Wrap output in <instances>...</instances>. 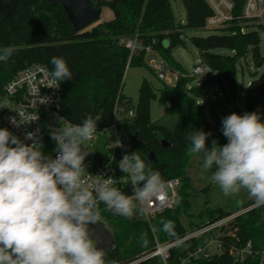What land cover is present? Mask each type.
I'll return each mask as SVG.
<instances>
[{"label":"trees","instance_id":"1","mask_svg":"<svg viewBox=\"0 0 264 264\" xmlns=\"http://www.w3.org/2000/svg\"><path fill=\"white\" fill-rule=\"evenodd\" d=\"M96 7H108L114 14L109 21H98L77 32L60 4L47 0H18L16 12L0 24V49L11 47L10 59L0 62V98L6 84L22 69L41 63L50 70L53 57L67 62L72 79L62 81L63 101L61 113L71 122L80 123L86 116L99 115L100 127L113 122L117 107L122 117L119 134L126 151H139L142 158L158 170L164 181L179 178V200L173 208L157 214L154 229L162 238L181 236L185 231L183 219H191L188 175L190 161L195 154L187 155V135L194 129L211 132L207 145L216 139L220 145L227 143L221 132L222 116L218 105L204 99L206 84H195L191 74L173 56V49L185 45V29L206 28L211 10L204 0H181L186 11V23H177L171 0H92ZM245 32L239 25L220 28L205 37L192 36L191 43L198 50L202 64L216 73L215 83L223 94L239 91L238 74L242 72L241 61L250 58L251 68H261L264 56L261 50L263 25L245 23ZM137 37L142 47L136 53L122 42ZM168 47H165V42ZM157 52L171 72L177 73L173 85L163 82L157 94L151 84L144 80L139 89L138 103L123 94L124 79L128 68L146 66V48ZM227 49L229 54L216 53ZM151 71L156 72L151 68ZM207 93V91H206ZM244 94V113L254 112L264 98V72L249 81ZM158 99L165 112L177 113L178 121L173 130L154 124L151 120V103ZM229 100V96L226 98ZM133 111L132 117L128 116ZM165 143V144H164ZM153 158L150 159V153ZM206 191L208 188L205 189ZM132 192V191H131ZM250 200L234 210L206 209L202 215L223 216L253 205ZM102 221L112 231L114 246L106 256V262L123 264L152 246L151 229L139 215L124 218L103 210ZM170 221V231L163 222ZM241 242L251 241L255 250L264 249V207L253 208L239 216L233 224ZM172 264L177 263L172 260ZM250 258L244 264H254ZM140 264H158L148 260ZM202 264H239L227 255L215 256Z\"/></svg>","mask_w":264,"mask_h":264},{"label":"clouds","instance_id":"2","mask_svg":"<svg viewBox=\"0 0 264 264\" xmlns=\"http://www.w3.org/2000/svg\"><path fill=\"white\" fill-rule=\"evenodd\" d=\"M12 54L11 47L0 49V62L6 63ZM50 63L53 88L73 78L64 58L53 57ZM47 102L46 97L39 98V103ZM2 108L12 109L6 100L0 101ZM16 112L19 120L9 118L15 127L38 119ZM100 120L99 115H88L73 123L60 117L58 126L49 133L56 145L54 157L45 154L36 133L28 132L22 140L0 128V264H116L106 262V250L94 234V226L103 219L100 205L130 219L146 213L147 205L159 198L166 182L139 151L126 152L117 164L132 186L131 195L115 187L111 176L91 174L85 161L95 152L91 142ZM105 131L111 138L113 133ZM221 132L227 143L220 145L213 139L209 147L207 140L212 133L194 129L186 137L187 155H202V171L211 172L210 181L224 196L243 190L254 207H264L261 114L227 115L222 118ZM111 148L126 150L118 137L111 139ZM163 227L170 231L173 225L168 221Z\"/></svg>","mask_w":264,"mask_h":264},{"label":"built area","instance_id":"3","mask_svg":"<svg viewBox=\"0 0 264 264\" xmlns=\"http://www.w3.org/2000/svg\"><path fill=\"white\" fill-rule=\"evenodd\" d=\"M204 1L212 12L206 19V28L239 25L241 31L245 32V23H258L264 13V0ZM122 42L131 53H136L141 48L137 37L125 38ZM146 52L154 51L147 47ZM151 68L163 80L166 78L167 72L170 71L162 58L159 63H155ZM211 71L210 67L204 65L196 67L194 72L190 74L191 76H198ZM55 86L51 78V70L44 64L34 63L20 70L6 84L4 93L0 98V101L6 100L12 108L0 109V128H7L22 140L28 132L36 133L43 143L45 154H51L53 157L55 156L56 145L49 133L52 128L58 126L60 117L66 118L61 113L63 101L61 84L58 88H53ZM43 97L48 99L45 104L39 103V98ZM16 111L20 112L23 117L34 119L38 116V119L30 124L15 127L9 118L16 117L19 120L20 117ZM133 115V111L128 114L130 117ZM121 120L122 117L116 107L110 126L100 127L97 125L98 132L91 142L95 152L86 158L85 163L88 164V170L91 174L111 176L115 187L125 194L131 195L132 186L117 166L118 161L127 151L125 148H111V139L115 140L118 137L121 140L118 127ZM106 129L113 133L111 138L109 133L105 131ZM25 142L31 143V141ZM109 158L112 159L110 168L108 167ZM165 182L166 187L162 194L157 200L147 205L146 213L137 214L146 221L147 226L151 229L152 246L123 264H140L148 260H156L158 264H172V260L177 261L175 264H202L204 261L224 254L234 263L244 264L250 258H254V264H264V249L255 250L251 241L242 243L236 234V229L233 228L237 218L255 208L254 204L223 216L207 215L205 220L197 223L190 221L187 226L182 223L186 231L181 236L177 238L169 236L162 239L154 229V218L157 214L176 205L181 187L179 178H172ZM100 208L103 211L105 206L101 204Z\"/></svg>","mask_w":264,"mask_h":264},{"label":"rangeland","instance_id":"4","mask_svg":"<svg viewBox=\"0 0 264 264\" xmlns=\"http://www.w3.org/2000/svg\"><path fill=\"white\" fill-rule=\"evenodd\" d=\"M172 8L174 11L175 20L177 23H186V11L184 4L181 0H171ZM114 14L108 8L102 9V15L100 21H109L113 19ZM260 24L263 25L261 29L262 44L261 50L264 56V13L259 19ZM217 30L209 28L201 29H185L183 39L185 45L178 46L173 49V56L185 67V69L192 73L198 66H204L200 60L198 50L191 43L190 38L192 36L205 37L210 34L217 33ZM139 45L142 47L141 40H138ZM165 47H168V42H165ZM216 53L229 54L230 51L227 49H216ZM161 61V56L157 52H151L146 54L145 62L146 66L131 67L127 69L123 94L131 99L132 103L136 105L139 99V89L144 80H147L154 88L156 93H159V89L162 87L163 82L173 85L177 78V73L168 71L166 78L160 79L157 73H153L149 67H152L155 63ZM242 72L238 74L239 91L236 94L226 93L223 94L215 83L216 73L209 72L196 76L195 84H206V91L204 99L208 103L212 101L218 105L219 112L222 116H227L232 113L244 114V94L241 93V88L246 89L249 81L255 75H260L264 72V65L261 68L255 69L251 66L250 58H246L241 61ZM229 96V100H227ZM255 112L261 114V119L264 120V98L263 102L255 109ZM151 120L154 124L164 126L170 130L175 128L178 121L177 113L165 112L163 106L155 99L151 103ZM188 175L191 181V188L189 190V201L191 203L190 213L192 214L191 219H183L182 223L187 226L191 221L197 223L205 220L206 215L200 216L206 209H217L222 208L226 212L240 207L242 204L249 202L251 199L248 197L245 191H241L237 195L224 196L220 188L213 182L210 181L211 172L205 173L202 171V155L193 157L190 161V167L188 169ZM208 188L206 191L205 189ZM140 216V215H139Z\"/></svg>","mask_w":264,"mask_h":264},{"label":"water","instance_id":"5","mask_svg":"<svg viewBox=\"0 0 264 264\" xmlns=\"http://www.w3.org/2000/svg\"><path fill=\"white\" fill-rule=\"evenodd\" d=\"M47 1L52 4H60L63 7L69 21L77 32H80L100 21L102 15V8L96 7L92 0ZM17 4L18 0H0V24L16 12ZM149 158H153V152L150 153ZM94 234L99 241V246L106 250L107 256L114 246V236L112 231L101 222L94 226Z\"/></svg>","mask_w":264,"mask_h":264}]
</instances>
